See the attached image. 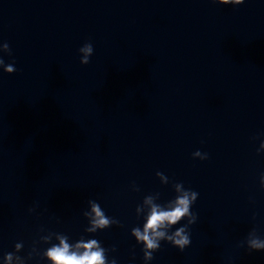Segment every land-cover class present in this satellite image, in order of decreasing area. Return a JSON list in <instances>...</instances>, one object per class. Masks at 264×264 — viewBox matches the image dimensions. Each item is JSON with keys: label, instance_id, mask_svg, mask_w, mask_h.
Returning <instances> with one entry per match:
<instances>
[{"label": "clouds", "instance_id": "9594fccd", "mask_svg": "<svg viewBox=\"0 0 264 264\" xmlns=\"http://www.w3.org/2000/svg\"><path fill=\"white\" fill-rule=\"evenodd\" d=\"M214 2L223 5H240L245 0H214ZM3 47L10 54L8 43H3ZM79 52L84 53L80 63L87 65L89 57L93 54L92 44H84ZM0 66H4V71L9 74L16 71L13 64L5 65L3 59H0ZM261 148H264V142L261 143ZM193 157H199L201 160L208 158L207 153L202 154L199 150L193 153ZM156 174L162 176L160 172ZM260 184L261 188H264V174L261 175ZM175 189L180 194L165 205L154 203L151 196L144 198V203L150 206L146 214V222L143 224L142 229L141 227H134L131 235L135 237L137 243L143 245L142 251L145 262L153 259V253L159 250L161 241H167L180 251H183L191 243L188 228L197 220V216L191 211V208L198 198V193L190 189L186 190L182 183H176ZM89 203L91 204V213H85V215L91 217V227L86 228V232L95 233L98 229L103 230L119 223V221L107 217L97 202L89 201ZM29 211L31 212L32 209H29ZM140 211H142V208L138 205L136 213ZM182 218H187V224L171 231L173 226L177 225ZM57 239L59 240L58 244H52L42 253V257H46L51 261V264H117L115 259L108 260L106 256L108 250L102 247L96 239L85 241L81 238L75 244H70L66 235H57ZM44 240L48 241L49 238L44 237ZM246 243L250 250H264V239H260L255 230L249 233ZM22 247L23 243H16L15 251L19 252ZM33 251L34 249L32 253ZM112 251H115V249L113 248ZM32 253L29 254V258H31ZM14 255V252L5 254L3 257L5 264H12ZM15 259L18 264H25L23 257L16 255Z\"/></svg>", "mask_w": 264, "mask_h": 264}]
</instances>
